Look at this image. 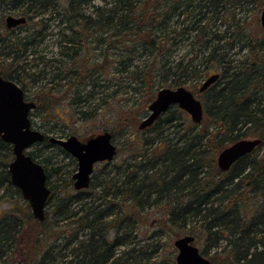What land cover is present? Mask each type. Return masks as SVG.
Listing matches in <instances>:
<instances>
[{"label": "trees", "instance_id": "16d2710c", "mask_svg": "<svg viewBox=\"0 0 264 264\" xmlns=\"http://www.w3.org/2000/svg\"><path fill=\"white\" fill-rule=\"evenodd\" d=\"M92 1L0 0V10L13 9L26 17L25 23L34 18L37 9L61 13L65 16L61 23L72 35L60 40L61 50H66L71 59L80 58L82 55L77 53L90 49L91 45L104 47L98 62L90 59L82 62L78 69L81 80L90 78L106 64V49L121 46L127 49L132 46L130 51L136 46L135 50L141 49L139 55L148 56L142 69L129 60L128 74L135 80H147L154 68L160 76L172 79V87L181 86L188 78L205 80L217 73L216 68L219 77L199 92L203 119L199 123L190 122L177 140H166L162 136L165 126L178 127L179 120L185 121L183 111L170 106L145 128L154 132L153 137L142 138L146 150L135 154L122 171L115 166L114 171L121 178L116 182L105 178L94 186L90 181L87 189L57 195L56 186L49 183V178L52 171L60 168L47 167L50 156L30 154L46 173V185L50 189L46 206L51 208L52 222L70 227L71 232L61 235L65 228L47 226L48 212L42 221L31 214L27 231L22 234L24 223L17 216H3L0 264H11L7 252L17 249V245L25 264H149L147 249L138 251L133 247L119 251L129 243L138 244L132 233L136 222L147 218L143 213L148 209L160 212L156 233L187 231L192 235L198 231L206 238L207 249L220 248L210 256V264H264V156L257 147L225 172L215 166L216 155L239 139L257 137L264 145V28L257 25L238 41L231 34V41L224 42L223 35L214 28L217 20H234V8L248 3L263 5L264 0H102V5L93 6L94 12H88L86 7ZM225 11L230 16H225ZM210 12L214 17L208 15ZM14 28L8 29L5 22L1 23L0 50L7 51H0V75L17 84L29 77L35 81L24 68L13 69L14 61L26 57L28 47L35 54L31 47L43 39L44 32L36 30L33 24L32 32L12 39ZM192 32L195 39L190 45L199 47L191 48L193 57L174 63L164 59L170 47L178 44L177 40H188L187 34ZM236 45L247 50L244 58L227 57L228 50ZM147 66L152 67L151 71ZM173 121L178 122L173 124ZM47 143L50 144L45 134L39 144ZM12 159L11 145L0 138V191L12 188L21 195L10 182L8 166ZM108 183L112 191L107 188ZM97 186H102V191L95 197L92 189ZM107 217L111 219L108 221ZM62 238V245L42 246L46 239ZM222 239L225 243L221 247Z\"/></svg>", "mask_w": 264, "mask_h": 264}, {"label": "rangeland", "instance_id": "374dc122", "mask_svg": "<svg viewBox=\"0 0 264 264\" xmlns=\"http://www.w3.org/2000/svg\"><path fill=\"white\" fill-rule=\"evenodd\" d=\"M60 4L61 6L63 5L62 2ZM99 5H102V0H93L86 7L87 11L94 12L93 6ZM263 7L264 4L257 5L255 3L244 4L243 6L234 8V10L229 7L234 11V20L232 18L228 22L217 20V23H215L216 27H214L223 35L222 42L231 41V34H233V40L238 41L240 37H243L242 34L247 35L257 25L261 26L260 15ZM60 11L64 10L61 9ZM35 12L32 20H28L21 27L14 28L11 34L12 39L29 34L32 32L33 24H35L36 30H41L42 33L44 32L43 39L31 47L35 50V54H31L30 47H28L26 50L27 56L20 58L18 61H14L13 67V69H17V67L24 68L25 72L35 79L33 81L29 77L25 78L22 83H18L23 88L26 100L33 101L37 105L29 113L31 127L42 131L48 138L65 139L66 137L74 135L82 142L105 131L110 133L112 135V142L116 146V155L111 161L97 163L94 166L90 181L94 186L109 178L116 182L121 178L120 174L114 171L115 166L121 167L119 172L122 171L127 163L133 161L132 158L135 154L146 150L145 147L147 145H143L142 138L144 136L153 137L154 135V132L149 130L138 129L141 121L149 114L148 105L155 99L160 89H175L177 87H172L170 85L172 79L170 77L160 76L155 68L152 75L149 72L150 74L148 76L151 75V77H148L147 80L132 79L128 74V69L131 68L127 66L129 60L132 59L131 64H137L139 69H142L148 58L144 54L139 55L138 51L141 53V49H138V51L135 50L136 46L131 51L129 49L132 46L129 49L125 46L106 49V64L92 73L90 78L86 76L84 80H81L78 69L82 62L87 59L98 62L101 59L99 55L102 53L104 47L97 48L91 45L90 49L81 50L77 53L82 55L80 58L71 59L66 55L68 54L66 50H61L60 45V40L71 35V33L66 31V25L61 23L65 19V16L61 13L57 14L56 12H52L51 14L49 11L42 12L41 9H37ZM224 13L220 14H224L225 16H230L231 14L227 11ZM8 15L19 16L13 9L3 7L0 10V32L2 31L1 23L5 22V17ZM208 15H212V13L210 12ZM236 27H240L238 31H236ZM194 33L187 34L188 40H181V38L177 40L178 44L170 47L171 49L165 53L164 59L174 63L180 59L186 62L193 57L192 52H190L191 48H199L196 44L193 46L190 45L195 39L193 38ZM2 35L5 36V34ZM0 51L6 52L7 50L3 49ZM246 52L247 50H240L236 45L228 50L227 57H233L236 60L242 59ZM69 54L71 53L69 52ZM198 59L199 57L194 59L193 64H196ZM8 60L9 58H5V61ZM147 68H150L151 71L152 67L147 66ZM18 72L21 75L23 74L20 71ZM215 72L219 73V69L216 68ZM203 80L204 77L198 80L188 78L185 79L181 86L190 90L201 101L198 88L201 86ZM171 108L175 109L178 107L172 105ZM178 109L181 110L180 108ZM183 113L185 121L181 122L179 120L180 125L178 127L171 125L165 126L162 136L166 140H177L180 134L185 131L186 126L192 122L190 115L185 111ZM175 122L178 121H173V124ZM155 144L159 145L158 142ZM34 152H37L41 157L50 156L51 161L46 164L50 170L60 168L57 171H52V176L49 178V183L56 186L57 195H62L64 192L69 194L78 192L73 187L72 175L76 171V161L73 157L66 151H62L60 146L53 143H47L46 145L36 143L27 149L28 154ZM259 152L260 155L264 156V145L259 146ZM216 157L215 166L217 167ZM107 185V188H110L109 190L112 191L113 187L110 186V183ZM100 191H102V186L94 187L92 189L93 196H99ZM103 208L105 206H101V209ZM50 211V206H46L45 212H48V214H46L47 219L44 220L47 221V226H51L57 230L65 228V233L61 235L70 234V227H66L62 223L57 225V223L52 222L53 219ZM78 213L80 214L81 212L79 211ZM6 215H15L24 223V226L23 224L21 225V234L27 231L31 216L30 206L12 188H9L7 191L5 189L0 191V218ZM159 215L160 212L157 209L146 210L143 216L147 218L140 219V221L136 222L135 229L132 233L135 236V240L138 241V244L134 245L133 243H129L124 247H120L119 251H126L133 247L139 251L143 248L147 249V257L150 258L148 260L149 264H175L177 249L174 246V240L191 233L187 231L156 233L159 231L156 225V220ZM110 219V217H107L106 220L109 221ZM27 223L28 226H26ZM192 235L196 237L193 244L198 247L204 256L210 258V256L220 250V248L216 247L207 249V246H205L206 238L198 231L192 232ZM221 237L225 238L226 235H221ZM55 240L57 239H46L42 244L43 248L52 243L62 245L64 241L63 238L57 241ZM220 242L221 247L224 246V239ZM55 250L58 251L59 249ZM7 255L10 256L11 264H25L23 258H21L23 254H20L18 245L17 249H12V252L11 250L8 251ZM219 259L220 256H217L216 260L219 261Z\"/></svg>", "mask_w": 264, "mask_h": 264}, {"label": "water", "instance_id": "95a60500", "mask_svg": "<svg viewBox=\"0 0 264 264\" xmlns=\"http://www.w3.org/2000/svg\"><path fill=\"white\" fill-rule=\"evenodd\" d=\"M26 22L25 16L8 15L5 25L8 29ZM260 25L264 28V7L260 15ZM219 77L218 73L209 75L198 88L202 92ZM176 105L190 115L193 123H199L204 114L202 102L187 88H162L148 105L149 114L141 121L142 130L154 121L170 106ZM35 108V102L25 98L23 89L14 81L0 75V138L11 145L13 159L8 166L10 182L19 191L30 206L32 216L44 220L46 202L50 189L46 185V173L43 166L34 160L27 149L45 139V134L31 127L29 113ZM50 143L60 146L76 161V171L72 175L73 187L80 191L88 188L94 166L100 162L111 161L116 155V146L108 132L96 134L85 141L71 135L65 139L49 137ZM262 144L260 138H242L223 148L216 157L217 168L223 172L242 156L251 153ZM194 236L184 235L174 240L177 249L175 264H210L197 246Z\"/></svg>", "mask_w": 264, "mask_h": 264}, {"label": "flooded vegetation", "instance_id": "af4514ba", "mask_svg": "<svg viewBox=\"0 0 264 264\" xmlns=\"http://www.w3.org/2000/svg\"><path fill=\"white\" fill-rule=\"evenodd\" d=\"M178 107V106H177ZM45 134V133H44Z\"/></svg>", "mask_w": 264, "mask_h": 264}]
</instances>
